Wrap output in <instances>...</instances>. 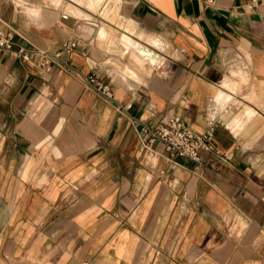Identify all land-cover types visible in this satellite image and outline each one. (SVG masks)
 <instances>
[{
    "label": "crops",
    "instance_id": "crops-1",
    "mask_svg": "<svg viewBox=\"0 0 264 264\" xmlns=\"http://www.w3.org/2000/svg\"><path fill=\"white\" fill-rule=\"evenodd\" d=\"M249 3L0 0L29 54L0 50V264H264V0ZM68 40L67 70L44 72L36 50ZM172 116L198 133L214 117L218 154L140 151L137 125Z\"/></svg>",
    "mask_w": 264,
    "mask_h": 264
},
{
    "label": "built area",
    "instance_id": "built-area-1",
    "mask_svg": "<svg viewBox=\"0 0 264 264\" xmlns=\"http://www.w3.org/2000/svg\"><path fill=\"white\" fill-rule=\"evenodd\" d=\"M260 0H250V5H255ZM212 0H207L211 3ZM75 41H64L60 49L54 52L47 50H36V63L48 72L54 65L62 71L68 68L66 55L75 47ZM0 50L8 53L12 57L19 58L25 62L29 58L28 52L22 47L14 48L12 34L8 30L0 28ZM85 84L88 88L97 93L102 94L106 98H111V92L108 86L102 83L94 74H89L85 77ZM217 125V120L214 117H209L206 121L204 131L198 133L186 125L178 116H172L162 123H141L137 125L138 147L147 156H154L153 145L158 143L161 145L162 151L160 156L166 160H174L183 158L194 163L195 167L200 165V152L213 153L218 152L214 149L213 131Z\"/></svg>",
    "mask_w": 264,
    "mask_h": 264
},
{
    "label": "bare ground",
    "instance_id": "bare-ground-1",
    "mask_svg": "<svg viewBox=\"0 0 264 264\" xmlns=\"http://www.w3.org/2000/svg\"><path fill=\"white\" fill-rule=\"evenodd\" d=\"M119 2V1H118ZM117 2V3H118ZM117 3H115V4H117ZM113 6H114V4H113ZM126 37V36H125ZM140 44V43H139ZM140 51H141V53L143 54V55H145V56H148V53L147 52H145L144 50H142V49H140Z\"/></svg>",
    "mask_w": 264,
    "mask_h": 264
},
{
    "label": "rangeland",
    "instance_id": "rangeland-1",
    "mask_svg": "<svg viewBox=\"0 0 264 264\" xmlns=\"http://www.w3.org/2000/svg\"><path fill=\"white\" fill-rule=\"evenodd\" d=\"M108 30H112V29H110V28H108V27H106Z\"/></svg>",
    "mask_w": 264,
    "mask_h": 264
}]
</instances>
